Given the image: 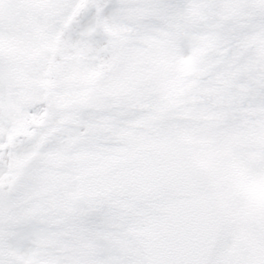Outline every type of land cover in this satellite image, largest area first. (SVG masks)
<instances>
[{"label": "snow or ice", "instance_id": "snow-or-ice-1", "mask_svg": "<svg viewBox=\"0 0 264 264\" xmlns=\"http://www.w3.org/2000/svg\"><path fill=\"white\" fill-rule=\"evenodd\" d=\"M0 264H264V0H0Z\"/></svg>", "mask_w": 264, "mask_h": 264}]
</instances>
